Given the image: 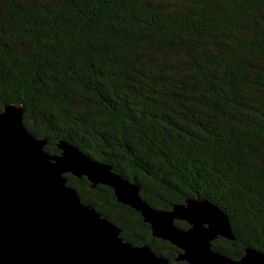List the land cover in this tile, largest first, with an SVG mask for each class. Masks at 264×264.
Instances as JSON below:
<instances>
[{"label":"trees","instance_id":"trees-1","mask_svg":"<svg viewBox=\"0 0 264 264\" xmlns=\"http://www.w3.org/2000/svg\"><path fill=\"white\" fill-rule=\"evenodd\" d=\"M6 103L48 153L71 143L156 209L216 204L235 239L215 251L264 253V0H0ZM67 184L124 240L175 260L109 186Z\"/></svg>","mask_w":264,"mask_h":264},{"label":"water","instance_id":"water-1","mask_svg":"<svg viewBox=\"0 0 264 264\" xmlns=\"http://www.w3.org/2000/svg\"><path fill=\"white\" fill-rule=\"evenodd\" d=\"M24 106L0 111V264H264V253L246 247L239 259L212 248L218 237L234 240L227 214L206 198H186L170 209L145 201L140 187L59 140L50 154L23 122ZM67 174L109 186L118 202L141 214L154 237L179 252L173 262L147 244L133 245L121 229L84 203ZM188 227H177L175 221Z\"/></svg>","mask_w":264,"mask_h":264},{"label":"rangeland","instance_id":"rangeland-1","mask_svg":"<svg viewBox=\"0 0 264 264\" xmlns=\"http://www.w3.org/2000/svg\"><path fill=\"white\" fill-rule=\"evenodd\" d=\"M68 175V174H67Z\"/></svg>","mask_w":264,"mask_h":264}]
</instances>
